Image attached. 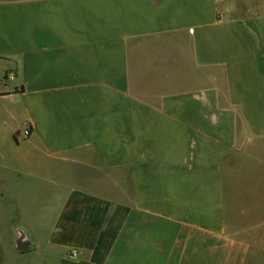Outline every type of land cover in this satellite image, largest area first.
<instances>
[{
	"label": "crops",
	"instance_id": "crops-1",
	"mask_svg": "<svg viewBox=\"0 0 264 264\" xmlns=\"http://www.w3.org/2000/svg\"><path fill=\"white\" fill-rule=\"evenodd\" d=\"M0 92V264H264V0H0Z\"/></svg>",
	"mask_w": 264,
	"mask_h": 264
},
{
	"label": "water",
	"instance_id": "water-1",
	"mask_svg": "<svg viewBox=\"0 0 264 264\" xmlns=\"http://www.w3.org/2000/svg\"><path fill=\"white\" fill-rule=\"evenodd\" d=\"M16 248L20 251H27L31 249L33 241L23 232V230H17Z\"/></svg>",
	"mask_w": 264,
	"mask_h": 264
},
{
	"label": "built area",
	"instance_id": "built-area-1",
	"mask_svg": "<svg viewBox=\"0 0 264 264\" xmlns=\"http://www.w3.org/2000/svg\"><path fill=\"white\" fill-rule=\"evenodd\" d=\"M30 133V131H29V129L26 131V134H29Z\"/></svg>",
	"mask_w": 264,
	"mask_h": 264
},
{
	"label": "trees",
	"instance_id": "trees-1",
	"mask_svg": "<svg viewBox=\"0 0 264 264\" xmlns=\"http://www.w3.org/2000/svg\"><path fill=\"white\" fill-rule=\"evenodd\" d=\"M2 94H4V93H1V92H0V95H2Z\"/></svg>",
	"mask_w": 264,
	"mask_h": 264
}]
</instances>
